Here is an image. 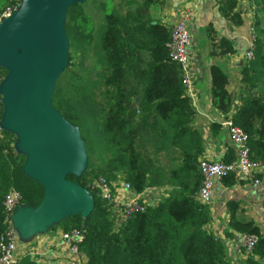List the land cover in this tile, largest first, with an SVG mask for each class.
Segmentation results:
<instances>
[{
  "label": "trees",
  "instance_id": "1",
  "mask_svg": "<svg viewBox=\"0 0 264 264\" xmlns=\"http://www.w3.org/2000/svg\"><path fill=\"white\" fill-rule=\"evenodd\" d=\"M21 0H0V15ZM23 1V0H22ZM166 0H85L69 7L64 30L69 40V63L56 81L52 106L80 136L86 167L68 175L71 183L87 190L92 213L71 214L53 229L62 233L83 230L79 251L84 264H264V232L259 223L242 220L240 203H227L224 237L209 230L211 205L198 199L202 176L199 162L205 140L193 127L196 111L183 85L180 67L170 59L172 27L159 19ZM86 5L101 12L99 26ZM233 0H221L222 16L241 26ZM101 15V14H100ZM254 57L245 59L240 87L230 90L229 76L210 68L211 101L234 126L249 137L250 159L264 164V25H253ZM210 55H234V44L206 31ZM9 71L0 65V85ZM6 105L0 93V123ZM219 130L220 125L214 124ZM19 137L8 129L0 139V237L6 229L5 196L15 190L21 206L36 210L45 198L43 185L25 171L28 155L18 151ZM229 150L222 162L233 164ZM130 184L137 195L163 190L155 203L139 200L123 224L114 220L105 202L90 189L98 178ZM232 187L234 175L222 179ZM236 235L255 237L251 253L234 262L228 241ZM19 264H37L29 254Z\"/></svg>",
  "mask_w": 264,
  "mask_h": 264
},
{
  "label": "water",
  "instance_id": "2",
  "mask_svg": "<svg viewBox=\"0 0 264 264\" xmlns=\"http://www.w3.org/2000/svg\"><path fill=\"white\" fill-rule=\"evenodd\" d=\"M24 2L27 7L0 25V65L9 71L0 93L6 105L3 129L18 135L19 149L28 155L25 171L45 189L42 204L32 211L34 223L27 227L32 230L59 222L74 209L86 218L93 202L86 189L67 179L83 172L86 155L78 131L52 106L51 85L68 43L64 21L75 2Z\"/></svg>",
  "mask_w": 264,
  "mask_h": 264
},
{
  "label": "crops",
  "instance_id": "3",
  "mask_svg": "<svg viewBox=\"0 0 264 264\" xmlns=\"http://www.w3.org/2000/svg\"><path fill=\"white\" fill-rule=\"evenodd\" d=\"M198 1L201 5L199 8L197 7ZM220 1L166 0L159 15L162 22L173 27L185 10L195 8L197 11L196 17L191 23L193 44L191 45V55L194 75V96L192 99L196 111L193 127L202 134L205 140L203 158L210 161H223L229 150L237 152L230 140L228 130L223 126L229 115L217 110L211 101L210 68L218 66L229 76V88L234 93L237 104L236 96L239 93L241 79L240 70L252 41L251 28L257 22L264 25V0H233L237 3L236 11L242 19L241 26H234L235 24L222 16L219 10ZM209 27H212L218 36L226 38L234 44L236 49L234 55L225 57L210 55L206 38V31ZM214 124H219L220 129H213ZM235 157L237 159V153ZM118 194L120 199L137 197L134 192L127 193L119 188ZM144 196L146 202L155 203L167 195L163 193V190H149ZM229 201L240 203L242 210L238 215L240 219L256 221L264 232V191L254 187L248 181H238L236 185L229 187L222 180L214 182V199L210 204L214 217L209 226L210 231L221 238L224 237L229 220L227 212ZM32 211L34 210L21 206L14 215V221L16 219L21 228L27 229L28 225L34 223L35 216L32 215ZM55 226L51 224L43 228L32 229L29 242L19 243L21 248H26L25 254L21 258L29 254L37 264H84L85 259L82 254L76 262L73 261L68 248L61 239L62 231L53 229ZM32 237H35V241L32 240ZM228 247L230 256L234 262L238 263L244 257L241 251L243 248L241 235H236L233 240H229Z\"/></svg>",
  "mask_w": 264,
  "mask_h": 264
},
{
  "label": "built area",
  "instance_id": "4",
  "mask_svg": "<svg viewBox=\"0 0 264 264\" xmlns=\"http://www.w3.org/2000/svg\"><path fill=\"white\" fill-rule=\"evenodd\" d=\"M22 1V0H21ZM20 2L5 9L0 15V25L8 18H11L20 10ZM200 1L197 3L199 8ZM197 11L195 8L185 10L178 22L172 27L171 41L168 44L170 59L176 63L183 74V85L187 94L194 96V75L192 72V55H191V23L196 17ZM252 41L246 52L245 58L252 59L254 57L253 46L255 39V31L252 26ZM0 85V90H1ZM223 126L228 130L230 140L237 151V160L233 164H226L222 161H210L201 159L199 169L202 176L201 188L198 194V199L210 205L214 199V182L222 180L225 177L234 175L238 181H248L254 187L264 191V164H257L250 159V149L248 146L249 137L240 128L234 126L231 120H226ZM3 126L0 123V139L3 138ZM118 188L127 192H134L130 184L118 181L108 182L105 178H98L90 184V189L105 202L111 216L118 223H125L132 214L139 209H142L139 204L140 199H144V195L137 197H124L120 199ZM149 191V190H148ZM144 203L146 200H144ZM4 211L6 214V229L0 237V264H19L21 256L18 252V236L13 224V216L21 207V196L15 190H10L5 196L3 202ZM83 230H74L70 233H62L61 239L64 245L68 248L73 261L80 257L79 245L84 240ZM242 247L249 254L254 249L256 243L255 237L241 236Z\"/></svg>",
  "mask_w": 264,
  "mask_h": 264
},
{
  "label": "rangeland",
  "instance_id": "5",
  "mask_svg": "<svg viewBox=\"0 0 264 264\" xmlns=\"http://www.w3.org/2000/svg\"><path fill=\"white\" fill-rule=\"evenodd\" d=\"M76 1H79L81 3H83L85 0H71V3H74ZM25 5V7H27L28 3L21 1L19 7L20 9ZM24 7V8H25ZM87 9H88V13L93 17V19L95 20L96 22V26H99V21H100V17L102 19L103 17V14L101 12H98L96 11L92 6L90 5H86ZM101 14V15H100ZM193 45V44H192ZM69 40H68V43H67V48L65 50V57L61 60L60 62V68L58 70V73L56 74L55 78L53 79V82H52V85H51V88L53 89V86L55 85L59 75L63 72V70L67 67L68 63H69ZM52 89H51V93H52ZM71 127V126H70ZM72 129H74L73 127H71ZM75 130V129H74ZM76 133V132H75ZM81 145V143H79ZM18 151H21L19 149V146H18ZM79 176V175H78ZM23 208V207H22ZM79 212V210L77 209H74L72 210L70 213H77ZM67 215V214H66ZM12 221L14 222V226H15V229H16V233H17V236H18V252L20 254V256H23L25 254V250L26 248H21L19 243L20 244H26L28 243L29 239H30V229H23L20 227V223H18V221L15 219L14 221V216H13V219ZM16 222V223H15ZM58 222L54 223L53 225H57ZM41 230V229H40ZM26 231V232H25ZM32 240L35 241V237H32Z\"/></svg>",
  "mask_w": 264,
  "mask_h": 264
}]
</instances>
